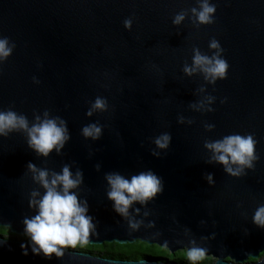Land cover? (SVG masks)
<instances>
[{"label": "water", "instance_id": "95a60500", "mask_svg": "<svg viewBox=\"0 0 264 264\" xmlns=\"http://www.w3.org/2000/svg\"><path fill=\"white\" fill-rule=\"evenodd\" d=\"M201 3L0 0V39L12 49L0 60V111L24 116L29 128L63 120L69 134L47 156L29 146L25 129L0 135V227L29 237L24 220L38 211L30 201L45 193L29 163L49 179L68 166L82 173L72 191L92 217L88 244L141 240L172 253L202 249L214 258L206 264H264V226L254 222L264 207V0H209L216 6L209 24L192 12ZM180 13L184 20L174 24ZM213 40L229 65L215 83L199 68L185 72L195 67V50L217 52ZM98 98L104 109L93 108ZM92 124L101 128L98 139L82 135ZM165 134L169 144L159 148ZM231 135L255 141L256 159L239 175L206 147ZM148 171L162 191L134 202L126 217L115 212L106 175ZM33 247L30 239L0 235V264H185L67 248L49 258Z\"/></svg>", "mask_w": 264, "mask_h": 264}, {"label": "clouds", "instance_id": "9594fccd", "mask_svg": "<svg viewBox=\"0 0 264 264\" xmlns=\"http://www.w3.org/2000/svg\"><path fill=\"white\" fill-rule=\"evenodd\" d=\"M216 6L209 3V0H202L200 9H192L196 21L200 24L213 22V14ZM185 18L184 13L177 14L173 20L174 24H179ZM125 27H131V21H125ZM210 48L217 52L208 57L202 55L199 50H195L193 57L194 68H185V72L191 73L199 68L205 73L206 79L215 83L217 79H225L229 65L221 53L223 49L218 41L213 40ZM12 52L8 47V40L0 39V60L7 58ZM104 100L97 99L93 105L94 109H104ZM47 115V114H46ZM91 115V112L88 113ZM39 120V118H37ZM25 129L29 135V146L38 154L47 156L53 149L57 151L64 146L69 139L68 129L63 120L59 123L57 119H44L28 126L27 119L22 115H17L13 111H0V135H6L12 130ZM82 135L85 138L98 139L101 135V128L96 124L83 127ZM170 136L165 134L156 140L159 148H166L169 144ZM213 152V160L225 166V171L231 175H239L244 167H252V162L256 159L255 141L252 136L243 137L240 135L226 136L222 140L206 145ZM232 165H237L235 169ZM35 175L34 179L45 189V193L38 200L30 201V206L37 208V214L32 218L24 220L25 232L30 237L31 242L38 246L33 247V253L51 257L53 253L57 257L63 255L64 248L83 247L88 244L90 232L94 229L92 217L87 215L88 205L81 202L73 189H76L82 182V173L77 171L73 175L70 167L65 166L61 173H52L49 179L47 170H38L31 163L28 165ZM211 182V175L208 177ZM106 180L110 186L107 195L113 201L114 211L121 216H128L129 208L134 202L141 204L153 199L162 191V184L151 171L141 172L126 178L119 173L106 175ZM33 197L39 196L34 192ZM254 222L264 226V207H261L254 216ZM132 227H136L135 224ZM24 254L27 250L24 245ZM188 260L196 262L204 256L202 249H191L183 253Z\"/></svg>", "mask_w": 264, "mask_h": 264}, {"label": "trees", "instance_id": "16d2710c", "mask_svg": "<svg viewBox=\"0 0 264 264\" xmlns=\"http://www.w3.org/2000/svg\"><path fill=\"white\" fill-rule=\"evenodd\" d=\"M6 228L0 227V234L5 233ZM81 250L88 251L90 253L96 252L98 255L105 257H111L116 259H140L143 257H152L157 260H176L177 262L190 264H206L212 261L208 256L205 259H200L196 262H192L187 259L183 253L187 252L184 250H177L175 253L170 252L167 248L161 247L157 244H148L141 240H137L133 243L120 244L117 242L108 243L105 242L100 245L87 244L80 247ZM264 255V252L261 254Z\"/></svg>", "mask_w": 264, "mask_h": 264}, {"label": "rangeland", "instance_id": "374dc122", "mask_svg": "<svg viewBox=\"0 0 264 264\" xmlns=\"http://www.w3.org/2000/svg\"><path fill=\"white\" fill-rule=\"evenodd\" d=\"M0 235H2L3 237H6V238H12V239H30V237H27L26 235L12 233L8 228H6V232L5 233H2ZM67 249H73V248H67ZM74 250L84 251V250H81V248L79 246L77 248H75ZM92 254L93 255H98L96 252H93ZM98 256H102V255H98ZM205 258H206V255L204 254V256L201 258V260L205 259ZM210 258L213 259V257H210Z\"/></svg>", "mask_w": 264, "mask_h": 264}, {"label": "flooded vegetation", "instance_id": "af4514ba", "mask_svg": "<svg viewBox=\"0 0 264 264\" xmlns=\"http://www.w3.org/2000/svg\"><path fill=\"white\" fill-rule=\"evenodd\" d=\"M263 256V255H262ZM206 257H208V256H206ZM209 257H212V256H209ZM212 259V258H211ZM214 260V258L212 259V261ZM211 262V261H210Z\"/></svg>", "mask_w": 264, "mask_h": 264}]
</instances>
